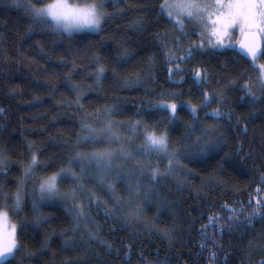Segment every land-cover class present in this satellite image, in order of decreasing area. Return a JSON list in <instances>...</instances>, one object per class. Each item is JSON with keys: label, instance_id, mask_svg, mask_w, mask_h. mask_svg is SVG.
Returning <instances> with one entry per match:
<instances>
[{"label": "trees", "instance_id": "1", "mask_svg": "<svg viewBox=\"0 0 264 264\" xmlns=\"http://www.w3.org/2000/svg\"><path fill=\"white\" fill-rule=\"evenodd\" d=\"M161 3L162 0H105V9L111 17L104 20L99 31L68 35L42 29L32 23L22 7L14 6L13 0H0V108L5 110L0 113V154L7 157L0 184L9 196L23 178L22 165L28 162L32 151L38 150L39 159L48 164L46 168L36 169L38 176L69 166L79 172V167L69 165L68 161L77 149L93 150L91 144L77 145L81 122L87 117L94 127H102L104 109L113 105L121 113L112 119L118 122L143 119L148 124H158L159 131H168L174 146L183 145L187 125L193 123L198 129L188 141L193 151L196 136L220 141L217 149L184 159L182 164L191 171L181 175L183 183L178 184L173 176L161 179L156 185L158 193H153L151 199L145 200L143 189L139 194H130L124 180L116 182V195L123 203L112 214L105 211L113 207L112 194L99 184L94 171L85 172L81 181L85 191H77L76 195L89 215L79 226L73 201L64 198L76 186L72 179L62 182L59 198L43 201L39 199V180L27 179L23 211L18 216L10 212L14 222L29 225L21 243L27 251L36 254L25 258L22 264H125L126 260L127 264L156 261L213 264L209 259L213 251L217 254L214 264H258L264 258V220L257 218L252 225L236 223L231 230L226 226L223 232L209 223L210 216L219 214L222 217L219 223L227 225L229 214L223 205L239 207L243 202L250 211L249 195L252 194L253 203L257 198L255 189L260 174L264 173V99L252 104L244 91L245 81H249L256 95L262 96L256 84L257 73L250 58L238 50L241 36L236 29L232 41L235 48L214 51L206 47L193 60L181 65L184 72L169 79L165 45L175 48L174 38L180 33L173 29L166 15L160 14ZM196 27L188 24L189 35L181 37V48L190 40L199 42L198 34L191 33ZM96 58L105 67L99 83L94 77ZM256 63H264V56ZM196 69L208 74L202 84L194 82L192 72ZM137 73L141 76L140 83L126 85L125 80L134 79ZM180 76L184 79L180 80ZM10 90L13 94H9ZM204 91L222 96L205 109L201 106ZM173 92L176 95L169 96ZM34 96L40 101L33 102ZM164 100L178 105L172 122L167 110L152 107ZM189 102L200 106L198 119L194 120L189 111ZM217 107L223 113H230L231 119L227 115L218 120L204 115ZM209 126L215 130L210 136L204 135ZM119 131L125 147L134 149L141 143L142 138L137 137L129 145L124 137L131 133L126 129ZM97 139L102 143L95 145L96 148L108 146L106 138ZM110 146L120 147L117 143ZM238 148L242 151H237ZM151 159L156 162V157ZM164 164L166 160L161 162L162 170ZM89 190L102 203L88 202ZM12 203L9 199L7 206L11 207ZM138 203L142 207L141 218L126 222L128 213ZM37 216L46 218L39 227L35 226ZM202 225L207 226V239L201 231ZM169 228L174 229L171 238L160 234V229ZM88 229L98 232L112 248L100 243V239H90ZM63 233L72 238V247L64 246ZM45 241L47 246L43 247Z\"/></svg>", "mask_w": 264, "mask_h": 264}, {"label": "snow or ice", "instance_id": "2", "mask_svg": "<svg viewBox=\"0 0 264 264\" xmlns=\"http://www.w3.org/2000/svg\"><path fill=\"white\" fill-rule=\"evenodd\" d=\"M16 7H22L25 14L31 19L33 24L40 26L52 34H68L73 35L77 32L86 30L99 31L102 23L106 18H110L111 14L105 9V0H13ZM160 14L172 22L173 29L178 31L180 35L174 38L175 48H169L165 45L164 56L168 67L166 71L169 79L173 75H179L184 72L181 65L193 60L194 56L205 49L218 51L220 49L235 48L232 43L234 32L239 30L242 39L237 41L239 50L243 52L245 58H250L253 71L257 73L256 84L259 85V90L262 96H257L254 86L245 81L244 91L247 97H250L251 103L255 104L257 101L264 99V63L257 64L256 61L264 56V0H162L159 5ZM137 24L140 22L137 21ZM188 24H195L197 27L191 29L192 34H198V41L190 40L185 48L180 47L181 37L189 35L186 31ZM198 28V33H197ZM31 26L29 31H31ZM182 53V54H180ZM124 57L127 56V51H124ZM97 59V67L94 72L95 81L99 83L105 74L104 65L99 63ZM152 58L150 57L149 60ZM113 69V73H115ZM192 76L196 84H202L208 79V74L205 70H193ZM184 77L180 76V80ZM251 79V77L249 78ZM141 81V76L137 73L135 78H128L125 80L126 85L138 84ZM77 87V86H74ZM82 87V86H79ZM91 88V85L88 86ZM9 94H13L10 90ZM176 93H169V96H175ZM222 93L213 92L209 94L207 91L202 92L201 106L208 108L213 100H216ZM40 101L39 97H33V102ZM79 96L77 97V103ZM82 107V105H81ZM152 107L157 110H167L170 115L169 122L176 118L178 105L175 102H168L167 100L160 103L153 104ZM200 106L188 103V109L191 112L194 120L198 119L197 112ZM5 110L0 108V113ZM121 113L118 106L106 107L103 115L105 122L100 128H96L92 123L88 122L87 117L80 124V134H78L77 145L91 144L92 151L75 150V155L68 161L69 165H77L79 172L74 170L71 166L61 167L57 171L46 175H37L36 169L38 167L46 168L48 166L46 161H41L38 157L37 151L30 153V159L26 164H23V178L18 180L16 191L9 196L4 192L3 184H0V264H22L25 258H31L35 253L27 251L24 244L21 243L23 234L29 228L25 222H14L10 212L14 215H19L23 211L24 202V186L27 179H38L39 199L55 200L61 196L60 188L65 179H72L76 186L64 194L65 199L73 201V210L76 213L75 221L77 226L89 215V212L83 202H81L76 193L85 191L84 184L81 183L85 172H95L99 184L106 186L107 192L112 194L113 207L112 209H105L106 214L115 213L119 210L123 203L122 199L116 195V182L124 180L127 183V191L139 194L141 189L144 190L145 200L151 199L153 193H158L156 188L157 183L161 179H166L169 176L176 178L177 183L181 184V175H187L190 169L187 165L182 164V161L197 154H205L208 151L215 150L219 147L220 141L203 140L201 136H196L193 146L188 143L192 139L198 129L195 124L187 125L188 133L184 137L183 145L177 147L171 142L167 130L159 131L158 124H148L143 119L129 120L125 122H118L112 119L117 114ZM90 115V114H89ZM204 115L210 116L213 119H220L227 115L231 119L230 113L221 112L220 108L212 109L211 113L205 112ZM120 129H126L131 135L125 136L124 141L131 145L135 138L140 137L141 143L132 147H125L121 140ZM215 129L209 126L204 131V135L210 136ZM98 137L106 138L107 145L103 148H96L95 145L102 143ZM117 143L120 145L118 149L112 148L110 145ZM31 148L32 145L30 144ZM237 151H242L238 148ZM152 157H156V162L153 163ZM166 160V164L161 169V162ZM119 161V162H118ZM7 163V157L0 154V173L4 171ZM129 164L132 166L129 167ZM94 166V168L92 167ZM36 189H33V193ZM264 173L260 174L258 186L255 189L257 198L253 203L252 194L249 195L247 211L243 202L239 207L223 205V209L229 214L226 220L227 225L220 224L222 217L219 214H213L209 217V223L218 226V230L223 232L227 226L231 230L236 223H244L252 225L253 221L259 218L264 220ZM13 201L11 207L7 206V201ZM88 202L102 203L94 191L89 190L87 195ZM157 203L160 200L157 199ZM36 202L33 201V208ZM131 207V201L129 200ZM247 212V215L245 213ZM142 207L138 203L134 211H130L125 218L126 222L130 220L139 221L142 216ZM243 216V220L240 217ZM130 218V219H129ZM42 218L36 217L35 226L39 227ZM87 228V224H85ZM97 228L99 225L96 226ZM155 227V225H153ZM207 226L202 225L201 231L205 233L204 238L207 239ZM160 234L171 238L174 231L173 228L160 229ZM63 241L65 247H72L73 241L66 233ZM88 236L90 239H100V243L105 244L107 248L111 249L112 244L99 237L98 232L88 229ZM217 245L215 240L212 241ZM47 246L45 241L43 247ZM129 252L131 250V245ZM204 247V245H201ZM125 253V257L128 256ZM19 257V258H18ZM210 261L214 262L217 259L215 251L211 252ZM127 264V260L125 261ZM152 264H164V262L156 261ZM258 264H264V258L258 261Z\"/></svg>", "mask_w": 264, "mask_h": 264}, {"label": "water", "instance_id": "3", "mask_svg": "<svg viewBox=\"0 0 264 264\" xmlns=\"http://www.w3.org/2000/svg\"><path fill=\"white\" fill-rule=\"evenodd\" d=\"M241 39H242V37H241ZM238 50H239V44H238ZM239 51H240V50H239ZM240 53H242V54H243V52H241V51H240ZM243 55H244V54H243Z\"/></svg>", "mask_w": 264, "mask_h": 264}, {"label": "rangeland", "instance_id": "4", "mask_svg": "<svg viewBox=\"0 0 264 264\" xmlns=\"http://www.w3.org/2000/svg\"><path fill=\"white\" fill-rule=\"evenodd\" d=\"M86 31H90V30H86ZM91 32H97V31H91Z\"/></svg>", "mask_w": 264, "mask_h": 264}]
</instances>
